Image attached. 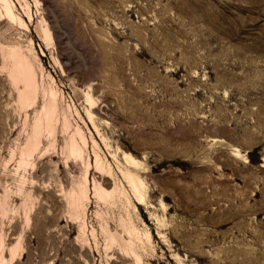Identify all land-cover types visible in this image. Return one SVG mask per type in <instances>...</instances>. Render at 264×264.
<instances>
[{"label": "rangeland", "instance_id": "1", "mask_svg": "<svg viewBox=\"0 0 264 264\" xmlns=\"http://www.w3.org/2000/svg\"><path fill=\"white\" fill-rule=\"evenodd\" d=\"M0 264H264V0H0Z\"/></svg>", "mask_w": 264, "mask_h": 264}, {"label": "bare ground", "instance_id": "2", "mask_svg": "<svg viewBox=\"0 0 264 264\" xmlns=\"http://www.w3.org/2000/svg\"><path fill=\"white\" fill-rule=\"evenodd\" d=\"M137 184H138V183H137ZM138 187H139V186H138ZM136 191H137V190H136ZM140 191H141V190H140ZM140 191L138 190V192H139L138 194H140Z\"/></svg>", "mask_w": 264, "mask_h": 264}]
</instances>
